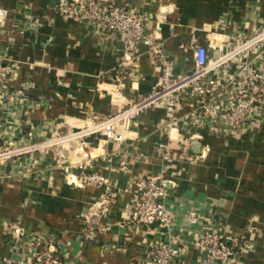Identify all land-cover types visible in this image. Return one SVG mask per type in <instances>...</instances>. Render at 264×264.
<instances>
[{"label":"crops","instance_id":"1","mask_svg":"<svg viewBox=\"0 0 264 264\" xmlns=\"http://www.w3.org/2000/svg\"><path fill=\"white\" fill-rule=\"evenodd\" d=\"M61 1L0 0V62L12 68L0 94L10 89L27 97L16 109L0 102V146L31 127L37 138L76 133L144 100L161 82L146 45L126 63L124 34L66 17ZM100 1L140 12L177 76L194 70L197 45L218 56L264 24V0ZM21 21L34 25L22 32ZM258 58L250 56L261 64ZM225 67L232 74L236 63ZM114 129L120 141L91 130L63 144L61 160L46 151L0 164V259L23 255L17 239L23 244L28 234L65 250L67 264H150L157 239L183 248L180 264H199L202 252L186 218L195 210L235 247L232 264H264V121L237 135L202 132L190 146L191 153H203L198 161L181 157L189 132L169 125L163 104H149ZM160 145L167 156L158 153ZM92 173L107 183H88ZM146 174L167 181L168 227L130 220V182ZM98 211L88 223L85 215Z\"/></svg>","mask_w":264,"mask_h":264},{"label":"built area","instance_id":"2","mask_svg":"<svg viewBox=\"0 0 264 264\" xmlns=\"http://www.w3.org/2000/svg\"><path fill=\"white\" fill-rule=\"evenodd\" d=\"M60 10L75 21L93 23L99 32L124 34L123 57L126 63L137 59L139 45H146L149 54L161 67V82L144 100L76 133L37 138L34 128L31 127L17 141L0 146V164L46 151L53 152L61 160L65 156L63 144L82 138L91 130L102 129L109 139L120 141L122 136L115 131V124L135 118L149 104H163L169 125L189 132V138L182 143L180 154L189 161H198L203 157V153L190 152L192 142L203 139L202 132L237 135L252 127H258L264 121V24L250 37L235 38L231 49L218 56L209 55L206 46L197 45L194 70L177 76L165 45L147 35L145 18L140 12L113 2L104 5L100 0H62ZM19 24L22 32L34 25L28 21H21ZM212 47L216 48L215 45ZM252 54L258 55L262 63L256 64L250 59ZM228 62L236 63L235 70L229 75L225 67ZM11 74L12 68L0 62V87H7ZM4 101L16 109L27 102V97L21 91L5 89L0 94V102ZM157 151L167 156L163 145ZM125 168L122 165L121 169ZM86 181L95 185L107 183L106 178L95 173L87 175ZM131 182L130 186L134 185L135 189L130 220L135 224L153 225L157 222L158 226L168 227L171 214L166 206L168 190L165 178L146 174ZM112 201V195L107 197L104 209ZM99 212H88L85 215L86 221L89 223ZM186 218L195 237V246L202 252L199 264L233 263L237 250L224 240L223 233L207 224L206 215L189 210ZM25 238L23 244L17 239L18 245L25 251L24 254L2 258L0 264H67V252L58 249L47 238L28 234ZM152 246L153 251L148 259L150 264H180L179 258L184 250L178 244L157 239Z\"/></svg>","mask_w":264,"mask_h":264},{"label":"water","instance_id":"3","mask_svg":"<svg viewBox=\"0 0 264 264\" xmlns=\"http://www.w3.org/2000/svg\"><path fill=\"white\" fill-rule=\"evenodd\" d=\"M157 224H158V223H157V222H155L153 225H155V226H156Z\"/></svg>","mask_w":264,"mask_h":264}]
</instances>
